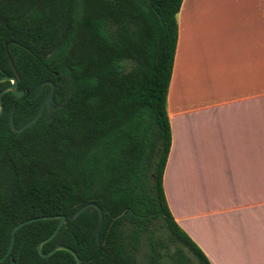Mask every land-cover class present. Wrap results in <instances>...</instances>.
I'll return each instance as SVG.
<instances>
[{
	"label": "trees",
	"instance_id": "16d2710c",
	"mask_svg": "<svg viewBox=\"0 0 264 264\" xmlns=\"http://www.w3.org/2000/svg\"><path fill=\"white\" fill-rule=\"evenodd\" d=\"M183 0H0V77L20 74L3 95L0 117V257L13 227L33 217L64 214L63 225L43 245L73 248L82 264H166V243L186 246L174 264H212L175 220L164 189L172 144L167 96L173 73ZM55 82L52 119L39 111ZM11 81L0 82V91ZM103 210L100 229L98 208ZM60 219L19 228L0 264H77L64 249L42 256L41 240ZM143 264V263H142Z\"/></svg>",
	"mask_w": 264,
	"mask_h": 264
},
{
	"label": "crops",
	"instance_id": "0c3cea01",
	"mask_svg": "<svg viewBox=\"0 0 264 264\" xmlns=\"http://www.w3.org/2000/svg\"><path fill=\"white\" fill-rule=\"evenodd\" d=\"M169 208L212 264H264V0H183Z\"/></svg>",
	"mask_w": 264,
	"mask_h": 264
},
{
	"label": "water",
	"instance_id": "95a60500",
	"mask_svg": "<svg viewBox=\"0 0 264 264\" xmlns=\"http://www.w3.org/2000/svg\"><path fill=\"white\" fill-rule=\"evenodd\" d=\"M15 72H16L15 75H12V76L4 75V76L0 77V82L11 81L10 85L4 87L0 91V117L3 115L4 109H5L4 108V103H3V95H4L5 92L12 91L17 97H22L25 94V90L18 88V83H19V80H20V74H19V72L17 71L16 68H15ZM45 84H50L51 85V89H50L48 95L45 97V99H44V101H43L38 113L31 120L26 122L21 127H17L16 124H15V120H14V111L12 112L11 118H10V122H11V127H12V129L15 132H21V131L25 130L27 127L31 126L33 123H35L42 116L46 106H48V108H49L47 120H51L52 119L53 111L55 109V106L53 104L54 92H55V82L52 81V80H46V81H43L42 83H40V85L38 86L36 92L33 94V97L36 96L39 93L41 87L43 85H45ZM89 207L98 208L99 213H100V221H99V225H98V229H97V237H98L99 245H101L100 229H101V226H102L103 215L104 214H103L102 208L97 203L89 202V203L83 205L82 207H80L74 213L73 218H76L77 216H79L83 211H85ZM54 218H59L60 221H59L57 227L55 228V230L47 238L41 240L40 243L38 244V249H39L40 254L42 256L46 257V256L52 255L57 250L64 249V250H67V251L71 252L74 255V257L76 258L77 264H82V260H81L80 256L77 254V252L73 248H71V247H69L67 245L59 244V245H56L55 247H53L47 253H45L43 251L44 243H46L47 241H49L52 238H54L63 225H65V226L67 225V217L64 214L33 217V218L26 219V220L16 224L13 227V229H12V236H11L10 246H9L8 250L6 251V253L2 257H0V262L3 261L4 259H6L9 256V254L11 252V249H12V246H13V243H14L15 233H16V231L19 228H21L25 224H28L30 222H33V221H36V220H39V219H54Z\"/></svg>",
	"mask_w": 264,
	"mask_h": 264
},
{
	"label": "rangeland",
	"instance_id": "374dc122",
	"mask_svg": "<svg viewBox=\"0 0 264 264\" xmlns=\"http://www.w3.org/2000/svg\"><path fill=\"white\" fill-rule=\"evenodd\" d=\"M158 239L166 243V247H163L162 249L167 255L170 256L176 253L177 249H181L187 256H190L193 259L195 258L194 254L186 246L180 243L170 242L167 237H163L162 235ZM149 253H150L149 237L145 236L142 241L140 251L137 254V259L139 264L142 263L144 264V262L147 260ZM169 256L165 258L166 264H174Z\"/></svg>",
	"mask_w": 264,
	"mask_h": 264
}]
</instances>
